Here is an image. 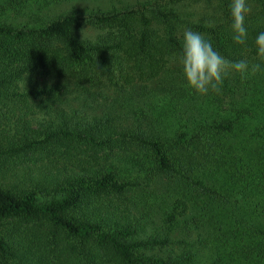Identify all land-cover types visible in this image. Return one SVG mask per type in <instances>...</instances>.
I'll return each instance as SVG.
<instances>
[{"label": "trees", "instance_id": "trees-1", "mask_svg": "<svg viewBox=\"0 0 264 264\" xmlns=\"http://www.w3.org/2000/svg\"><path fill=\"white\" fill-rule=\"evenodd\" d=\"M72 1L0 0V264H264V0L243 44L231 0ZM186 28L248 70L196 94Z\"/></svg>", "mask_w": 264, "mask_h": 264}, {"label": "clouds", "instance_id": "clouds-1", "mask_svg": "<svg viewBox=\"0 0 264 264\" xmlns=\"http://www.w3.org/2000/svg\"><path fill=\"white\" fill-rule=\"evenodd\" d=\"M248 12L247 0H231L230 28L232 40L236 44L245 43V17ZM253 45L256 58L264 62V31L257 33ZM176 62L180 66L184 84L198 95L219 93V85L230 72L243 73L249 68L243 60H226L202 33L187 28L180 35V52Z\"/></svg>", "mask_w": 264, "mask_h": 264}, {"label": "rangeland", "instance_id": "rangeland-1", "mask_svg": "<svg viewBox=\"0 0 264 264\" xmlns=\"http://www.w3.org/2000/svg\"><path fill=\"white\" fill-rule=\"evenodd\" d=\"M97 4H99L101 6H104V5L108 6V0H98V1L88 0V1H84V2L72 1V2H67L66 4H63L61 6V8H63L64 11L65 10H77V9H84V8H88V7H94ZM3 5H6V3H4ZM15 7L19 8V6H15ZM22 18H26V15L19 16V18H17L16 20H25Z\"/></svg>", "mask_w": 264, "mask_h": 264}]
</instances>
